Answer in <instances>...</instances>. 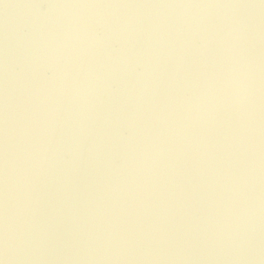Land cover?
I'll list each match as a JSON object with an SVG mask.
<instances>
[{
	"label": "water",
	"instance_id": "95a60500",
	"mask_svg": "<svg viewBox=\"0 0 264 264\" xmlns=\"http://www.w3.org/2000/svg\"><path fill=\"white\" fill-rule=\"evenodd\" d=\"M3 264H264V0H0Z\"/></svg>",
	"mask_w": 264,
	"mask_h": 264
},
{
	"label": "clouds",
	"instance_id": "9594fccd",
	"mask_svg": "<svg viewBox=\"0 0 264 264\" xmlns=\"http://www.w3.org/2000/svg\"><path fill=\"white\" fill-rule=\"evenodd\" d=\"M0 264H3V262H2V261H0Z\"/></svg>",
	"mask_w": 264,
	"mask_h": 264
}]
</instances>
